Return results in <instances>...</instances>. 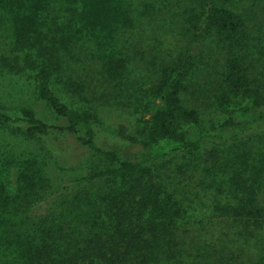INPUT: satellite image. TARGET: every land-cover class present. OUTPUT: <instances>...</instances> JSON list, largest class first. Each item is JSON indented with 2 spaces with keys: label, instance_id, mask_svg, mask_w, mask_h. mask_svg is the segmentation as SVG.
<instances>
[{
  "label": "rangeland",
  "instance_id": "374dc122",
  "mask_svg": "<svg viewBox=\"0 0 264 264\" xmlns=\"http://www.w3.org/2000/svg\"><path fill=\"white\" fill-rule=\"evenodd\" d=\"M199 1L141 0V16H118L99 35L88 30L90 16H45L46 23L38 17L32 25L27 16H0V111L18 118L23 108H30L50 125H65L37 95L39 69L48 64L52 86L62 99L93 110L101 145L121 159L134 160L145 154L140 94L159 83L165 65L186 66L183 100L202 116L217 115L230 63H240L264 94V12L257 13L264 0L258 7L251 5L254 0L234 5L227 0L245 20L244 29L234 34L195 31ZM12 24L10 36L6 30ZM27 27L38 31L26 43L22 31ZM39 39L48 40L55 64L36 45ZM257 125L263 128L264 119ZM247 128L240 140L221 147L217 162L206 159L209 145H204L199 152L178 151L157 164L151 180L166 183L178 199L195 206L199 217L151 226L137 219L139 196L126 197L117 181L62 189L63 183L102 169V154L88 150L61 165L40 138L0 124V190L11 198L6 216L19 222L12 241L22 247L21 263L11 248L0 246V264H41L39 257H47L43 249L58 260L71 258L69 264H237L262 258L264 192L258 186L264 130L252 135ZM234 206L253 214L262 209V215L237 217L228 208ZM238 245L246 252L240 258Z\"/></svg>",
  "mask_w": 264,
  "mask_h": 264
},
{
  "label": "trees",
  "instance_id": "16d2710c",
  "mask_svg": "<svg viewBox=\"0 0 264 264\" xmlns=\"http://www.w3.org/2000/svg\"><path fill=\"white\" fill-rule=\"evenodd\" d=\"M236 2L240 3V0H232L231 4L234 5ZM259 2L260 0H254L251 5L258 7ZM231 4L227 0H200L194 13L193 29L201 33L234 34L242 31L245 20ZM262 12L264 8L257 13ZM0 16H27L32 21L30 25L38 17L44 19L43 23H46L48 18L45 16H90L88 30L99 35L111 27L118 16H141V0H19V3L16 0H0ZM72 22L73 18L70 19V23ZM12 25L13 28L9 27L6 30L10 36L14 35L15 25ZM28 30L29 27L25 32L22 31V39L25 42L29 41L32 32L38 31ZM109 33L112 31L103 33L104 37H108ZM35 43L47 51L46 54L51 58L52 64H55L54 54L51 56L53 49L49 46L48 40L39 39ZM52 77V69L48 64H43L39 69L37 95L66 121L65 125H50L30 108H23L18 118L0 111V124L15 125L28 137L40 138L61 165H70L72 159L76 161L77 157L88 150L102 154L106 163L102 169L67 181L62 184V189L70 191L103 179L117 181L126 188L124 191L126 197L139 196L134 205L137 219L151 226L158 223L164 226L172 225L187 220L188 217L194 220L199 217V213L195 212V206L178 199L166 183L151 180L153 169L159 162L178 151L189 154L199 152L204 145H209L204 152L206 159L217 162L221 147L228 142L240 140L246 132L247 125L246 130L252 135L264 130V127L257 125V122L264 119V94L256 80L250 79L240 63H230L227 66L224 78L227 90L219 98L215 116H202L200 111L184 103L182 95L186 87L188 69L179 63L168 64L162 68L159 83L142 90L140 94L138 113L145 154L134 160L121 159L117 151L101 145L93 110L74 107L64 101L53 88ZM17 119L20 120L19 124H16ZM261 173L258 189L264 192V168ZM3 188L4 186L1 189ZM247 190L251 192L252 188L248 186ZM13 202L15 204L17 199H13ZM10 207V196L0 190V246L11 248L22 263V247L12 241L19 222L11 221L6 216ZM24 208H28V203ZM228 208L232 209V213L237 217L262 215V209L253 214L254 212L246 207ZM154 231L158 229L154 227ZM165 244L164 240L163 245ZM253 246L251 245L252 249ZM49 247L51 246L47 245V248ZM237 249H240L237 254V258H240L241 252H245L244 247L240 248L238 245ZM252 252L253 250H250L249 254ZM42 253L47 257H39L41 264L72 262L71 258L68 260L54 258L48 249H43ZM235 262L264 264V256L258 257L257 260L247 261L243 258ZM220 264L226 262L221 261Z\"/></svg>",
  "mask_w": 264,
  "mask_h": 264
}]
</instances>
